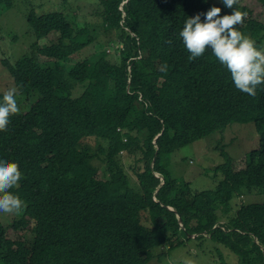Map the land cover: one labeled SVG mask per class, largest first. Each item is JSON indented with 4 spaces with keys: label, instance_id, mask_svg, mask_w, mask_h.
Wrapping results in <instances>:
<instances>
[{
    "label": "trees",
    "instance_id": "1",
    "mask_svg": "<svg viewBox=\"0 0 264 264\" xmlns=\"http://www.w3.org/2000/svg\"><path fill=\"white\" fill-rule=\"evenodd\" d=\"M215 1L96 0L83 25L73 8L27 14L35 42L3 64L28 109L0 131L27 207L0 220V264H149L191 240L212 243L221 264L222 251L264 264V202L239 201L264 196V85L239 91L211 49L190 60L179 36L212 7L231 14ZM235 7L263 47L264 0ZM243 123L259 146L218 165L215 189L171 176L175 151Z\"/></svg>",
    "mask_w": 264,
    "mask_h": 264
},
{
    "label": "rangeland",
    "instance_id": "2",
    "mask_svg": "<svg viewBox=\"0 0 264 264\" xmlns=\"http://www.w3.org/2000/svg\"><path fill=\"white\" fill-rule=\"evenodd\" d=\"M215 3H220V0H216ZM95 5L96 0H15L14 6L5 13H0V93L4 94L10 88L15 87L3 61L10 57L15 62L22 54L30 51L32 43L35 42L26 20L27 14L31 10L44 12L73 8V12L68 13H71L72 16L76 15L77 22L83 25L86 22L84 15H89ZM88 20L92 21V19ZM46 42V40H42L40 43L45 44ZM262 42L264 47V39ZM17 100L20 112L28 109L22 96H18ZM259 141L260 134L254 123L232 124L222 132L214 133L203 140L175 151L171 158L169 171L173 178L189 181L194 190H213L219 181L214 173L215 168L249 153L259 146ZM222 149L224 150L221 151ZM131 164L133 162L127 165ZM239 201L243 204L255 201L264 202V196H245ZM21 216L22 214H0V220L7 226ZM160 252L159 250L158 253ZM162 253L161 257L150 261L149 264H184L185 259L193 260L194 264L222 263L220 255L210 242L202 246L191 240L185 246L170 251L165 249ZM221 255L227 264H232V260L236 258L235 255L226 251H222Z\"/></svg>",
    "mask_w": 264,
    "mask_h": 264
},
{
    "label": "clouds",
    "instance_id": "3",
    "mask_svg": "<svg viewBox=\"0 0 264 264\" xmlns=\"http://www.w3.org/2000/svg\"><path fill=\"white\" fill-rule=\"evenodd\" d=\"M231 14L221 15L220 7H212L201 20V15L186 19L179 32L190 60L203 56L207 49L231 74L234 86L239 91L257 94V88L264 85V47H258L250 36L238 30L247 17L246 12L235 6L239 0H222ZM161 71H167L163 65ZM19 91L10 88L0 100V131H6L11 117L20 112L17 100ZM22 179L20 167L15 162L0 160V214L20 215L27 207L26 202L10 190L19 186ZM184 264H194L185 259Z\"/></svg>",
    "mask_w": 264,
    "mask_h": 264
},
{
    "label": "water",
    "instance_id": "4",
    "mask_svg": "<svg viewBox=\"0 0 264 264\" xmlns=\"http://www.w3.org/2000/svg\"><path fill=\"white\" fill-rule=\"evenodd\" d=\"M179 222L182 223V219L180 216H178ZM208 236V235H207ZM192 237V236H191Z\"/></svg>",
    "mask_w": 264,
    "mask_h": 264
},
{
    "label": "bare ground",
    "instance_id": "5",
    "mask_svg": "<svg viewBox=\"0 0 264 264\" xmlns=\"http://www.w3.org/2000/svg\"><path fill=\"white\" fill-rule=\"evenodd\" d=\"M235 255V254H234Z\"/></svg>",
    "mask_w": 264,
    "mask_h": 264
}]
</instances>
